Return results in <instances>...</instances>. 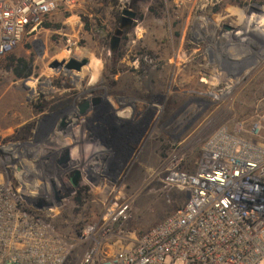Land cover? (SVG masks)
Here are the masks:
<instances>
[{
	"label": "rangeland",
	"instance_id": "1",
	"mask_svg": "<svg viewBox=\"0 0 264 264\" xmlns=\"http://www.w3.org/2000/svg\"><path fill=\"white\" fill-rule=\"evenodd\" d=\"M203 1L207 6L196 13L178 9L173 0H75L70 9L56 11L29 27L19 44L0 58V173L17 187L22 180L7 161L6 150L13 147L29 148L31 158L41 155L47 173L57 177L53 184L64 188L46 130L39 139L36 133L42 125L46 128L45 116L62 114L66 99L71 103L69 114L76 113L74 101L95 96L113 105L127 100L145 112L132 119L129 145L122 141L116 154L111 150L112 172L107 173L109 161L99 168L112 179L100 178L97 172L91 175L90 201L83 207L68 201L51 209L48 219L60 232L73 233L84 223L97 221L105 197L113 195L111 183H116L114 193L134 199L125 227L147 231L186 201L184 191L159 181L160 167L201 119L221 108L215 102L217 88L227 89L224 93L237 117L264 110V0ZM129 6L138 15L118 50L122 57L115 67L120 72L111 77L106 71L105 80L99 82L104 67H114L109 40L119 13ZM240 26L254 34L231 32ZM72 57L87 59V64L80 71L52 67L55 60ZM222 58L244 64L228 75ZM20 61L28 63L29 75H17ZM86 115L93 116V109ZM199 154V148L194 149L191 157L197 159ZM26 179L21 189L45 195L43 183L31 174Z\"/></svg>",
	"mask_w": 264,
	"mask_h": 264
},
{
	"label": "built area",
	"instance_id": "2",
	"mask_svg": "<svg viewBox=\"0 0 264 264\" xmlns=\"http://www.w3.org/2000/svg\"><path fill=\"white\" fill-rule=\"evenodd\" d=\"M173 1L178 9L196 13L207 6L203 0ZM74 4L75 0H0V58L19 44L29 27ZM235 70L226 65L228 75ZM217 89L215 102L221 108L201 119L160 167L159 181L184 191L185 203L143 233L125 227L134 199L114 193L116 183L108 185L113 195L105 197L97 221L73 233L60 232L48 215L63 203L57 198L62 195L42 156L36 154L33 160L29 148L6 150L21 186L28 168L47 190L44 196L27 192L0 173V264H69L75 254L73 264L264 261V110L237 117L224 93L227 89ZM197 148L200 154L192 158ZM31 159L40 163L25 167Z\"/></svg>",
	"mask_w": 264,
	"mask_h": 264
},
{
	"label": "flooded vegetation",
	"instance_id": "3",
	"mask_svg": "<svg viewBox=\"0 0 264 264\" xmlns=\"http://www.w3.org/2000/svg\"><path fill=\"white\" fill-rule=\"evenodd\" d=\"M126 8L135 11L136 15L132 21V24L129 27L125 28L122 35L120 36L117 50H111L110 55L113 62L112 65L114 67L110 68L109 70L107 69V67H104V69L101 71L102 73H100L101 79H99V82L105 80L106 71L109 72V75H111V77H114L120 72V70L115 67L117 62L122 57V54L118 50L120 48L122 40L127 39L126 34L129 29L134 26L137 20L136 17L138 15V12L133 8V6H129ZM123 9L118 15L119 22L115 27V30L119 27L120 23L123 20ZM115 30L110 36V48H112V38L115 34ZM207 52L210 59L214 57L212 51L207 50ZM219 58L220 56H218V60ZM228 61L232 64H235L234 62H238L230 59L227 60V64ZM238 64H244V61ZM113 80L114 81L112 84L114 86H117V79L113 78ZM100 86V84L97 85V87ZM139 99L142 100L141 97ZM65 101L66 105L62 110V114L54 113L49 116H45L43 118V121L46 128L44 129V126L42 125L36 135L39 139V136L44 132V130H46L45 135L48 136L47 143L50 147L52 155L56 157L57 165L60 169L58 170V180L63 181L64 185L67 184L72 186H80L84 184L87 179H91V175L93 174H91L90 170L93 166L92 164H94L93 162L97 163V161H92L89 159L87 160L81 152L78 153L75 151L79 145L78 140L76 139L77 131L81 130L86 134L88 132H91V134H95L94 136H99L101 140L106 143V146L111 148V153L114 152V154H116L120 149L122 141H124L128 145L130 143L132 137V119L136 116V114L143 115L145 112L143 110L139 111L137 104L127 103V100H124L121 105H113L105 101L101 96H95L90 100L83 98L79 101H74L77 108L76 113L69 114L71 103L68 99H66ZM91 109H93V116L88 117V115L86 114ZM74 117L75 120L73 119ZM146 130L147 125L142 129L141 135H143ZM64 140H68L65 145ZM108 158L107 160L104 159L100 162V165H102L103 163L105 164L106 161H109V166H107V173L108 171L112 172V170L114 169L113 163H115L113 160L110 162V159ZM99 171L100 170H98V172ZM100 172L98 174V177L102 178V174ZM53 180L56 183L57 177L54 176ZM59 192L62 195V189H60Z\"/></svg>",
	"mask_w": 264,
	"mask_h": 264
},
{
	"label": "crops",
	"instance_id": "4",
	"mask_svg": "<svg viewBox=\"0 0 264 264\" xmlns=\"http://www.w3.org/2000/svg\"><path fill=\"white\" fill-rule=\"evenodd\" d=\"M221 60H223V58ZM73 119L75 120V117ZM94 135L95 134H91V132L86 134L81 130H78L76 133V139L78 140L79 145L75 151L78 153L81 152L87 160L97 161V163L93 162V166L91 165V174L98 172L99 168L102 166L100 165V162L104 159L107 160L111 154V148L106 146V143L102 141L99 136ZM67 141L68 140H64V145Z\"/></svg>",
	"mask_w": 264,
	"mask_h": 264
},
{
	"label": "trees",
	"instance_id": "5",
	"mask_svg": "<svg viewBox=\"0 0 264 264\" xmlns=\"http://www.w3.org/2000/svg\"><path fill=\"white\" fill-rule=\"evenodd\" d=\"M135 4V3H134ZM135 6V5H134ZM88 26V25H87ZM89 27V26H88ZM17 75L23 77L30 74V67L26 61L19 63L16 68ZM91 179H87L86 182L80 186L65 185L62 189V201L72 202L78 207H83L87 202L90 201V191L92 190ZM31 190V193L34 191ZM37 191H35L36 193Z\"/></svg>",
	"mask_w": 264,
	"mask_h": 264
},
{
	"label": "water",
	"instance_id": "6",
	"mask_svg": "<svg viewBox=\"0 0 264 264\" xmlns=\"http://www.w3.org/2000/svg\"><path fill=\"white\" fill-rule=\"evenodd\" d=\"M123 13H124L123 20L120 23L119 27L116 28L115 34L113 35L112 38V48H111L112 51L117 50L120 36L122 35L124 29L132 24V21L136 15V12L129 8L123 9ZM227 28H229V26H227ZM85 64H87V59L79 60L78 58L72 57L69 60L66 59L62 61L55 60L52 63V67L59 69L64 66L67 71H70L72 69H76L80 71ZM57 198L59 199V203H61L62 197L57 195ZM5 264H15V263L6 262Z\"/></svg>",
	"mask_w": 264,
	"mask_h": 264
},
{
	"label": "bare ground",
	"instance_id": "7",
	"mask_svg": "<svg viewBox=\"0 0 264 264\" xmlns=\"http://www.w3.org/2000/svg\"><path fill=\"white\" fill-rule=\"evenodd\" d=\"M244 31V32H246V33H248V34H254L252 31L253 30H251V29H247V28H245V27H242V26H240L239 28H238V30H233V29H231V31ZM264 31V30H263ZM223 63H225V64H227L226 62H224L223 60H221ZM236 61V60H235ZM235 64H232L231 63V65H233V66H235L236 68H237V65H239L238 63H240V62H234ZM228 64H230V63H228ZM43 157H44V155H43ZM25 167H29L30 165H33V162H32V160H26L25 161ZM27 172H29V174L31 173L30 171H29V169L27 168Z\"/></svg>",
	"mask_w": 264,
	"mask_h": 264
}]
</instances>
